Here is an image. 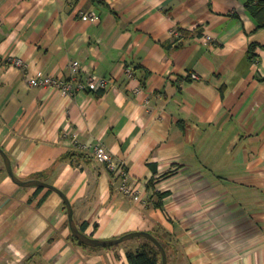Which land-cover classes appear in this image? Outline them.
Wrapping results in <instances>:
<instances>
[{
    "label": "crops",
    "instance_id": "1",
    "mask_svg": "<svg viewBox=\"0 0 264 264\" xmlns=\"http://www.w3.org/2000/svg\"><path fill=\"white\" fill-rule=\"evenodd\" d=\"M250 1L0 0V146L15 173L60 188L95 238L146 230L170 240L167 264H264V26ZM72 62L108 86L29 85L70 78ZM49 189L14 182L0 154V264H130L133 239L76 243Z\"/></svg>",
    "mask_w": 264,
    "mask_h": 264
},
{
    "label": "built area",
    "instance_id": "2",
    "mask_svg": "<svg viewBox=\"0 0 264 264\" xmlns=\"http://www.w3.org/2000/svg\"><path fill=\"white\" fill-rule=\"evenodd\" d=\"M81 15L92 21L96 19V15L93 12L81 13ZM174 34L177 37L182 36V32L179 30H175ZM212 39L213 37L210 35L205 36L206 41H211ZM9 63L22 69H26V63L21 58H10ZM71 70L72 75L68 79L52 75H31L28 78V83L32 87H48L58 89L60 92L66 95H73L79 90L105 89L109 84V80L105 77L90 76L87 78V80H82V78L79 76L80 68L77 62H72ZM94 155L96 158L105 161L109 168L119 172L120 176L122 177V190H124L126 193L133 192L129 184V175L127 170L122 164L115 162V160L107 152L104 145L98 144L95 147Z\"/></svg>",
    "mask_w": 264,
    "mask_h": 264
},
{
    "label": "water",
    "instance_id": "3",
    "mask_svg": "<svg viewBox=\"0 0 264 264\" xmlns=\"http://www.w3.org/2000/svg\"><path fill=\"white\" fill-rule=\"evenodd\" d=\"M0 154L3 157L5 167L7 169L8 174L11 176L14 182H16L19 185L22 186H42L50 188L56 192H58L64 199L65 204L67 206V212H68V221L69 226L71 229L72 234L82 243L93 246V247H110L114 246L116 244H119L121 242H124L126 240L132 239L134 237L143 236L146 238H149L152 240L160 249L162 254V264L168 263V256L167 251L161 241L157 238L156 235L153 233L146 231V230H135L128 233H125L121 236H118L116 238H109V239H101V238H95L86 232L82 231L77 224L75 218H74V209L70 202V199L67 197V195L58 187L54 186L53 184L46 182L44 180L33 178V179H27L24 180L20 178L14 171L12 160L10 156L7 154V152L0 146Z\"/></svg>",
    "mask_w": 264,
    "mask_h": 264
},
{
    "label": "trees",
    "instance_id": "4",
    "mask_svg": "<svg viewBox=\"0 0 264 264\" xmlns=\"http://www.w3.org/2000/svg\"><path fill=\"white\" fill-rule=\"evenodd\" d=\"M248 9L251 14L256 18L260 27L264 26V0H258L256 3L254 1H250L248 4ZM184 36L186 32L182 29H179ZM176 39H179L178 37ZM256 44H251L249 48L250 58L255 59L257 54L255 53ZM171 172H167L165 175H169ZM51 191V189H49ZM158 199L162 200L163 197L167 195V192H156ZM160 200L156 203L157 206H160ZM82 231L85 232L86 224H82L79 226ZM154 235L157 236L156 233L153 232ZM72 239L82 246H88L82 242H80L73 234H71ZM157 238L161 241L166 251H168L170 247L169 239H161L157 236ZM136 244L127 248L126 254L130 264H162V254L159 247L149 238L138 236L132 238ZM118 247V244L111 246Z\"/></svg>",
    "mask_w": 264,
    "mask_h": 264
},
{
    "label": "rangeland",
    "instance_id": "5",
    "mask_svg": "<svg viewBox=\"0 0 264 264\" xmlns=\"http://www.w3.org/2000/svg\"><path fill=\"white\" fill-rule=\"evenodd\" d=\"M132 242H135V241H132ZM119 244H120V243H119ZM119 244H118V245H119ZM133 244L135 245V243H133ZM133 244H131L130 246H132Z\"/></svg>",
    "mask_w": 264,
    "mask_h": 264
}]
</instances>
